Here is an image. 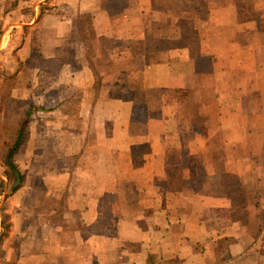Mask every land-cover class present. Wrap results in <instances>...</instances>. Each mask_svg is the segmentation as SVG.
Masks as SVG:
<instances>
[{
  "label": "crops",
  "instance_id": "1",
  "mask_svg": "<svg viewBox=\"0 0 264 264\" xmlns=\"http://www.w3.org/2000/svg\"><path fill=\"white\" fill-rule=\"evenodd\" d=\"M160 1L0 0V77L30 59L51 80L0 113L8 139L24 122L13 176L0 161V264H264L243 222L264 172V0ZM30 145L63 164L23 172Z\"/></svg>",
  "mask_w": 264,
  "mask_h": 264
},
{
  "label": "rangeland",
  "instance_id": "2",
  "mask_svg": "<svg viewBox=\"0 0 264 264\" xmlns=\"http://www.w3.org/2000/svg\"><path fill=\"white\" fill-rule=\"evenodd\" d=\"M172 2H174V0H162L160 1L159 4L165 5V4H171ZM29 4V3H28ZM11 6V4L8 2L6 4V9H9V7ZM23 7H25V4H23ZM43 8H49L44 6ZM51 8V7H50ZM49 8V9H50ZM29 9V8H26ZM42 13H46L45 10L42 9ZM43 14V15H44ZM10 14H7V16H5V18L2 20L4 22H6V24H9V20L11 19V16H9ZM52 15V14H49ZM62 15V11L58 10L55 11V16L53 15L52 18L53 21L58 22V19L61 18ZM26 17H29V12H27V14L25 15ZM25 17V18H26ZM51 19L45 18L42 20V28H38V29H34L31 31V36L34 41V45H40L39 48L40 50H43L41 54H49L47 48L52 47L51 44H49L46 39L47 37H50V34H48V30H50L51 32L52 29H49V27L51 26L52 22H50ZM62 20V19H59ZM2 21L0 23V31L4 30L2 28ZM81 23L83 24V26L89 27V23H91V21L89 20L88 16H84L81 19ZM93 31L90 29H88V31L84 34V36L86 37L87 41H90L94 38V35L92 33ZM2 33V31L0 32ZM24 33L28 34L29 30L24 31ZM41 38H40V37ZM44 36V37H42ZM19 40V39H18ZM18 42V41H17ZM42 43V45H41ZM104 44H102L103 47ZM14 44H12V46H10V49L12 50ZM9 48V47H8ZM35 48H33L34 50ZM102 48L100 47L99 50H101ZM14 50V49H13ZM48 51V52H47ZM53 52V51H52ZM63 52V49H62ZM10 53V51H9ZM25 63V61H24ZM24 63L22 62L21 65L19 66V69L21 70V74L20 75H16V76H2L0 77V107L3 106H7L8 102H11L12 99L15 97V89L18 87L21 88H27L24 90H28L31 89L32 87H34L33 90V94L35 93V95H38V93H40L41 88H43L44 86H47L51 80L49 79L50 77L48 76L47 72H44L41 74V76H33L32 72L35 69L38 68H43L45 69L48 64V62H43L41 60H27L26 66H24ZM51 68H53L54 70L57 71L58 67L52 66ZM38 84H41L40 87H38ZM30 86H32L30 88ZM37 93V94H36ZM51 95V96H50ZM52 99L53 98V94H46L43 98V101H45L46 99ZM29 103V102H28ZM40 113L39 116L40 118H45V116H48L49 113L52 111V109L50 107H48V105H44L43 107H41L40 109ZM46 141V140H45ZM37 143V142H36ZM41 145H46L48 146V141L44 142V141H40L38 142ZM52 142H50L51 144ZM255 146L256 143L254 142ZM257 149H259L260 145L257 144ZM264 147V145H263ZM43 151L47 152V149L44 148H39V150L37 152L42 153ZM252 151V150H251ZM2 152H4V147H2L0 145V161H1V156H2ZM32 159V161H31ZM16 161L18 166H20V168L22 169V171L24 172H29L31 171V168H36L37 166H45L48 164L54 165L56 163V161L59 164H63V159L60 158H54V157H49V156H39V158L37 157V155H35V153L33 155H31V145L29 147V150L27 149V146L25 148V150H23L21 152V154H19L16 157ZM2 165V162H1ZM27 168V169H25ZM250 174H249V178L245 179L246 180V189L248 191V197L249 199L252 201V205H249L248 209V216L246 217V220H244L243 222L246 223V228L244 229L245 233H247L248 237L250 238L251 236L254 237V235L258 234V231H260L261 229H264V172H259L258 174V182L256 183L255 181H251L250 180ZM263 179V181H262ZM8 181H14V179L12 177H9V179L7 178ZM235 192L233 194H236V197L234 195H232V198H234V202H238V200L241 198L238 194L239 191H237V188L234 189ZM245 194L246 191L244 189H241ZM246 194V195H247ZM258 197L263 198V204H258L254 205L257 200ZM235 202V203H236ZM242 206V205H241ZM237 208H231L230 210H228L227 212H223V215L227 216L229 214H232V217H239L237 214H242L239 213V210H236ZM220 211H215V212H211V214H218L219 216L221 215L219 213ZM236 214V215H235ZM254 214H257V216L260 217V219H258V217L256 216H252ZM253 219V221H250V216ZM214 216V215H213ZM242 216V215H241ZM257 218V219H256ZM263 256H264V249H263Z\"/></svg>",
  "mask_w": 264,
  "mask_h": 264
},
{
  "label": "trees",
  "instance_id": "3",
  "mask_svg": "<svg viewBox=\"0 0 264 264\" xmlns=\"http://www.w3.org/2000/svg\"><path fill=\"white\" fill-rule=\"evenodd\" d=\"M2 109L3 107H0V113ZM29 114L30 112H27L26 117H28ZM0 132L2 134V140H0V145L4 147V152H2V156H1V162L4 166H6L12 172L9 175L13 176L14 174L13 172H16V169H15V166L12 160H13V156L18 152L23 142L24 122L20 125V128L18 129L15 138L11 137L10 139H8L7 137H10V135H8V132L10 131L2 128L1 126H0ZM236 188H237V191H239L237 195H239L241 198H244V192L241 190L240 187L238 186L236 187L235 185H233V183H232V189H229V193L233 194L235 192L234 189Z\"/></svg>",
  "mask_w": 264,
  "mask_h": 264
}]
</instances>
